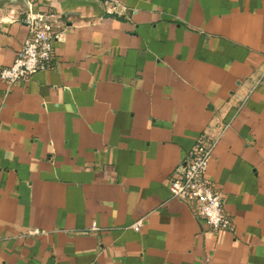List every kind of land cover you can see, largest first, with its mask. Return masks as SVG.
Masks as SVG:
<instances>
[{
	"label": "crops",
	"instance_id": "1",
	"mask_svg": "<svg viewBox=\"0 0 264 264\" xmlns=\"http://www.w3.org/2000/svg\"><path fill=\"white\" fill-rule=\"evenodd\" d=\"M35 5L60 37L49 68L0 80V264H264V0ZM26 13L0 0V69ZM203 134L232 231L171 197Z\"/></svg>",
	"mask_w": 264,
	"mask_h": 264
},
{
	"label": "built area",
	"instance_id": "2",
	"mask_svg": "<svg viewBox=\"0 0 264 264\" xmlns=\"http://www.w3.org/2000/svg\"><path fill=\"white\" fill-rule=\"evenodd\" d=\"M27 0L24 23L28 36L14 55L11 65L0 69V80L8 85L25 82L38 71L49 68L54 60V40L60 37L52 29L53 15L36 9V2ZM227 124L223 127L226 130ZM217 140L208 134L200 135L182 163L170 176L171 197L186 203L193 213L205 220L212 231H232L234 223L226 210L219 188L208 179L207 169ZM135 231L142 227V220L131 225ZM93 225L91 230H96Z\"/></svg>",
	"mask_w": 264,
	"mask_h": 264
}]
</instances>
